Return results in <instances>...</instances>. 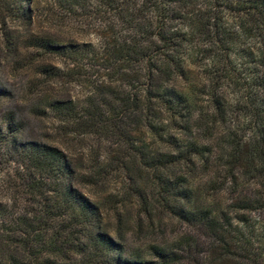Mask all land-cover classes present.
<instances>
[{
    "label": "trees",
    "instance_id": "obj_1",
    "mask_svg": "<svg viewBox=\"0 0 264 264\" xmlns=\"http://www.w3.org/2000/svg\"><path fill=\"white\" fill-rule=\"evenodd\" d=\"M0 33L84 88L42 99L57 143L0 116V264H264V0H0ZM166 219L186 231L145 241Z\"/></svg>",
    "mask_w": 264,
    "mask_h": 264
},
{
    "label": "rangeland",
    "instance_id": "obj_2",
    "mask_svg": "<svg viewBox=\"0 0 264 264\" xmlns=\"http://www.w3.org/2000/svg\"><path fill=\"white\" fill-rule=\"evenodd\" d=\"M91 21L92 19L80 18L70 19L63 23H53L47 19L45 13H42L35 19L32 30L53 35L57 39L85 41L94 39V34L91 32ZM9 26L11 33L16 36L24 37L27 33L24 26L17 21L10 23ZM43 65L65 68L66 62L63 57L24 46H21L14 54L9 53L0 39V84L9 91L8 96L0 97V116L6 110L13 111L23 124L20 135L22 138H39L57 143L59 142L55 130L57 121L50 114H39V110L42 108V99L66 95L68 92L81 95L84 88L63 83L41 73L39 69ZM69 143L67 140L65 141V144ZM11 167L12 165L5 162L0 163V198H5L3 197L5 190L2 185L6 180V168L10 171ZM164 222L166 225L162 232H158L159 235L150 234L144 240L147 242L162 238L171 240L176 232L184 233L186 231L184 227H179L176 221L166 219Z\"/></svg>",
    "mask_w": 264,
    "mask_h": 264
}]
</instances>
